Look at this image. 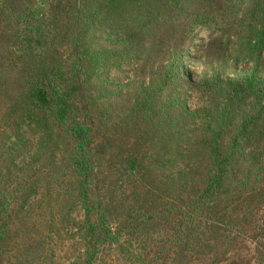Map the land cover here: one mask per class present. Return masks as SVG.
<instances>
[{"label": "trees", "instance_id": "1", "mask_svg": "<svg viewBox=\"0 0 264 264\" xmlns=\"http://www.w3.org/2000/svg\"><path fill=\"white\" fill-rule=\"evenodd\" d=\"M253 15L264 38V0H0V261L54 168L79 200L82 257L108 244L139 260L124 231L150 225L169 228L170 253L232 254L251 236L250 259H226L264 264V78H223L221 40L186 50L200 29L230 36ZM122 66L133 77L119 85ZM107 155L124 194H156L144 222L123 219L137 202L104 177L95 195Z\"/></svg>", "mask_w": 264, "mask_h": 264}, {"label": "rangeland", "instance_id": "2", "mask_svg": "<svg viewBox=\"0 0 264 264\" xmlns=\"http://www.w3.org/2000/svg\"><path fill=\"white\" fill-rule=\"evenodd\" d=\"M240 14L238 13V17ZM261 16H250L244 25L233 31L230 36L200 29L186 49L188 56L193 57L200 48L199 45L213 40V38L221 40L227 54L217 62V70L223 78H235L238 75L252 72L264 78V38L259 37L261 26L258 23ZM215 43L214 41L213 44ZM121 69L109 75L119 85L125 84L133 77L132 73L127 74L128 67L122 66ZM204 70H208L207 65H202L197 69L195 66L192 67V77H201ZM116 164V158L112 155H107L106 159L102 160L100 173L97 177L100 186L94 189V193L95 195L101 194V180L104 177L110 183L107 186L113 189L116 196L123 195L130 199L129 202L133 199L137 202L126 216L122 215L123 219L133 224H136L135 221L144 222L156 207L153 203L156 194H147L145 198H137L131 191L124 194L122 188L126 183L125 177L119 174L121 166ZM52 170L48 171L44 181L45 185L55 173V176L59 177L56 183L58 187L56 184H53L51 189H46L45 185L42 186L38 195L31 200V211L15 216V225L8 235L6 252L0 264H229L231 259L227 260L226 258L232 255H239L243 258V262L252 257L249 252L253 251L254 242L248 235H244L245 239L237 240L235 246L230 249L234 248L232 254L230 252L223 254V251L219 250L220 255L217 256V251H209L206 247L196 249L198 252L195 251L192 255L189 251L179 248L170 253L171 234L169 228L160 226L156 230L150 225L147 226L148 229L138 228L135 240L128 229L124 231L125 241L127 240L126 248H130L134 256L140 255L139 260H135L134 257L125 258L121 248L108 244L101 246L95 257L91 259L86 256L82 257L81 237L77 227V224L82 220V213L78 212L79 200L76 198V192H73L74 187H72V180L69 178L67 170L61 171L60 174L57 169L52 168ZM143 192L145 191L142 189L140 195ZM63 214L66 215V220H64ZM138 240L139 244L134 245L133 242L138 243ZM203 241V244L206 245L207 241ZM129 243H131L130 247Z\"/></svg>", "mask_w": 264, "mask_h": 264}]
</instances>
